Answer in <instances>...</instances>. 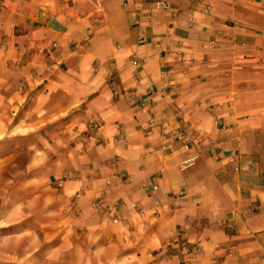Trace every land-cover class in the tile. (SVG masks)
Returning a JSON list of instances; mask_svg holds the SVG:
<instances>
[{"label": "clouds", "instance_id": "clouds-1", "mask_svg": "<svg viewBox=\"0 0 264 264\" xmlns=\"http://www.w3.org/2000/svg\"><path fill=\"white\" fill-rule=\"evenodd\" d=\"M9 151L0 264H264V0H0Z\"/></svg>", "mask_w": 264, "mask_h": 264}, {"label": "rangeland", "instance_id": "rangeland-1", "mask_svg": "<svg viewBox=\"0 0 264 264\" xmlns=\"http://www.w3.org/2000/svg\"><path fill=\"white\" fill-rule=\"evenodd\" d=\"M24 159L23 151H9L0 155V182L7 183L13 168L19 167Z\"/></svg>", "mask_w": 264, "mask_h": 264}, {"label": "crops", "instance_id": "crops-1", "mask_svg": "<svg viewBox=\"0 0 264 264\" xmlns=\"http://www.w3.org/2000/svg\"><path fill=\"white\" fill-rule=\"evenodd\" d=\"M257 3H259V0H257ZM16 31L18 30L14 31V35ZM5 43L8 45L6 51L9 52V54L16 52L19 48L18 37L16 39H13L7 36V34H5ZM37 43L39 44L47 43V40L45 39L43 41H38ZM37 54H39L38 49H37ZM35 58L36 57L34 55L32 59L35 60ZM11 63H12V60H11V57H9V60L6 62V66H9Z\"/></svg>", "mask_w": 264, "mask_h": 264}]
</instances>
